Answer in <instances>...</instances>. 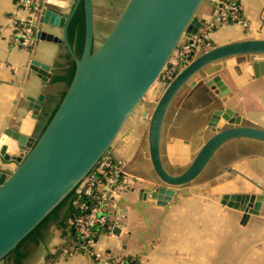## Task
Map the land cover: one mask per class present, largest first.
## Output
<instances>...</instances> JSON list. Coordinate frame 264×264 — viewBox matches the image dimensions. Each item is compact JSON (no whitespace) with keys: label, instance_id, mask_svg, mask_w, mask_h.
Wrapping results in <instances>:
<instances>
[{"label":"crops","instance_id":"1","mask_svg":"<svg viewBox=\"0 0 264 264\" xmlns=\"http://www.w3.org/2000/svg\"><path fill=\"white\" fill-rule=\"evenodd\" d=\"M74 1L41 0L33 43L20 46L12 36L15 0H0V146L7 139L6 129L37 136L57 106L66 88L63 76L69 53L63 41L39 40L35 34L41 28L61 38ZM237 2L245 25L220 24L215 18L214 1L201 0L195 14L202 20V27L191 42L195 45L193 57L212 46L264 38V0ZM184 41L188 40L183 38L180 43ZM70 43L73 47L74 43ZM32 63L45 66V73L39 77L32 72ZM217 73L229 89L223 100L194 78L179 89L166 110L160 155L170 172L182 170L210 136L212 131L206 123L216 107H231L239 112L244 124L264 128V78L251 77L248 69L232 74L224 65ZM161 86L157 82L148 105L134 108L107 154L118 170L113 176L110 214L99 237L100 244L133 264H264V201L259 213L248 215L244 221L240 210L219 201L224 191L236 190L234 186L230 190L221 186L237 176L252 182V192L264 194V154L253 152L259 156L244 157L247 153L236 152L219 160L222 167L229 164L234 172L217 175L218 186L207 187L204 181L196 180L188 186L187 193H169L170 187L159 185L153 197L138 201L140 188L158 185L159 181L149 158L147 127ZM7 152L17 150L11 146ZM15 166L16 162L5 161L0 155L1 171L11 172ZM68 205L64 202L34 236L22 243L17 262L2 259L0 264H95L81 250L63 251L76 239L67 222ZM108 225H113L111 234Z\"/></svg>","mask_w":264,"mask_h":264},{"label":"water","instance_id":"2","mask_svg":"<svg viewBox=\"0 0 264 264\" xmlns=\"http://www.w3.org/2000/svg\"><path fill=\"white\" fill-rule=\"evenodd\" d=\"M213 1L217 6L218 0ZM200 2L126 0L111 29L96 47L93 0L74 1L63 23L61 38L44 29L37 30L35 35L39 40L64 42L74 68L57 106L37 136L11 129L4 132L7 139L0 146V155L5 161L16 162V166L8 173L0 170V261L71 192L84 185L102 157L109 158L107 154L126 119L157 82L162 86L149 115L147 140L149 158L159 181L158 185L140 188L138 201L153 197L159 185L170 187L169 193H187L188 186L216 158L221 146L231 140H249L264 146V128L244 124L238 111L219 106L212 110L206 123L212 133L188 164L176 173L163 166L162 124L170 102L183 85L195 78L223 100L229 92L217 73L223 65L232 74L248 69L251 77L264 78L263 38L212 46L191 58L172 77L162 80L180 40L193 42L202 27V20L195 14ZM80 4L83 41L80 55L76 56L68 28ZM42 67L45 68L30 64L32 72H37L39 77L45 73ZM11 146L17 152L8 153ZM232 168L228 164L202 182L207 187L218 186L217 175L222 171L234 172ZM233 186L242 190L224 191L219 201L240 210L243 221L250 214H258L264 194L252 192V182L241 176L228 179L221 187L230 190Z\"/></svg>","mask_w":264,"mask_h":264},{"label":"built area","instance_id":"3","mask_svg":"<svg viewBox=\"0 0 264 264\" xmlns=\"http://www.w3.org/2000/svg\"><path fill=\"white\" fill-rule=\"evenodd\" d=\"M234 1V2H233ZM215 18L222 24L226 22L243 23V16L238 3L235 0H218ZM41 5V0H15L11 25L13 39L20 46H30L33 43L34 29L38 17L36 11ZM195 45L188 41L179 44L173 54L172 61L162 75V80L172 77L177 68L185 65L193 58ZM117 167L110 158L102 157L88 175V180L79 187L71 200V204L77 208L78 213L68 216L67 222L76 233L75 242L69 249L81 250L87 254L95 264H133L123 257L117 256L110 250L102 247L96 232L101 226H106L110 214V194L113 192V176L117 174ZM102 177H106L102 182ZM96 191V193H95ZM84 197L92 200L91 204L84 201ZM113 225H108V231L112 233Z\"/></svg>","mask_w":264,"mask_h":264},{"label":"trees","instance_id":"4","mask_svg":"<svg viewBox=\"0 0 264 264\" xmlns=\"http://www.w3.org/2000/svg\"><path fill=\"white\" fill-rule=\"evenodd\" d=\"M234 2V1H233ZM236 3L237 0H235ZM226 23H230V22H226ZM68 37H69V40L71 42H73V50H74V53L76 56H79L80 55V52H81V48H82V41H83V10H82V6L81 4L79 5V7L77 8L76 10V13L75 15L73 16L70 24H69V28H68ZM67 67H66V72L63 76L64 80H65V83H66V86L68 85L69 81H70V78L72 76V73H73V68H74V62H73V59L72 57L67 54ZM64 93V91H63ZM62 93V94H63ZM53 113V112H52ZM51 113V114H52ZM51 116V115H50ZM50 118V117H49ZM48 121V120H47ZM105 178L106 177H102V182L105 181ZM96 193V191H95ZM75 192H71L56 208H54L52 210V212L35 228L33 229L19 244L18 246L12 250L9 254H7L3 259L6 260V261H11L12 263H15L17 262V260H19L22 252L20 250V247L22 245V243L26 240H28L29 238H31L32 236H34L36 233H37V228L42 225L44 222H46V220L52 216L53 214H56L57 211L59 210V208L61 207V205L64 203V202H68V209H67V214L71 215L73 213H78V210L76 207H74L72 204H71V200L73 198V196H75ZM87 201L88 204H91L92 203V200L88 197H84V201ZM106 226H101L99 227V229L97 230L96 232V236L99 238L100 235L103 233V230H105ZM117 256H120V257H123L125 258L124 255L122 254H118L116 253ZM126 259V258H125ZM127 260V259H126Z\"/></svg>","mask_w":264,"mask_h":264},{"label":"rangeland","instance_id":"5","mask_svg":"<svg viewBox=\"0 0 264 264\" xmlns=\"http://www.w3.org/2000/svg\"><path fill=\"white\" fill-rule=\"evenodd\" d=\"M126 0H93V14H94V47L98 46L104 37L107 35L112 25L114 24L118 14L122 10ZM241 24L245 25V21ZM183 43V42H181ZM174 59L171 57L170 61ZM152 91L145 95L144 100L140 101L136 105V109H140L142 106L148 105L151 98ZM155 91V90H154ZM135 109V110H136ZM135 110L131 114H134ZM127 125V124H126ZM125 125V127H126ZM254 144V143H253ZM251 145V144H250ZM214 171L212 163L207 166L206 170L203 171L196 180H205ZM220 176L219 179H223ZM225 178V177H224Z\"/></svg>","mask_w":264,"mask_h":264},{"label":"flooded vegetation","instance_id":"6","mask_svg":"<svg viewBox=\"0 0 264 264\" xmlns=\"http://www.w3.org/2000/svg\"><path fill=\"white\" fill-rule=\"evenodd\" d=\"M177 69H179V68H177ZM236 152L239 154H245V153H251V152L252 153L258 152V153L264 154V146L261 144H257V143L253 144V142L249 141V140H238V141H232V142L229 141V142L225 143L218 150V152L216 154V158L210 162V164L212 163L213 168H214L213 173L220 170V168L223 165L219 160L223 161L224 158L226 159L227 156L231 157V156H233V153H236ZM206 168H207V166H206ZM206 168L204 169V171L206 170ZM172 173H176V172H172Z\"/></svg>","mask_w":264,"mask_h":264}]
</instances>
